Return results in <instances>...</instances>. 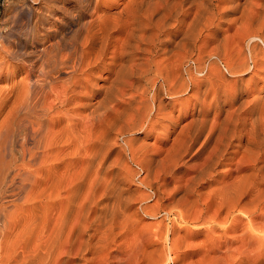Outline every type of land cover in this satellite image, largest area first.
<instances>
[{
    "label": "bare ground",
    "instance_id": "6f19581e",
    "mask_svg": "<svg viewBox=\"0 0 264 264\" xmlns=\"http://www.w3.org/2000/svg\"><path fill=\"white\" fill-rule=\"evenodd\" d=\"M50 2L7 53L0 264H264V0ZM177 104L192 120L164 157L136 146Z\"/></svg>",
    "mask_w": 264,
    "mask_h": 264
},
{
    "label": "rangeland",
    "instance_id": "374dc122",
    "mask_svg": "<svg viewBox=\"0 0 264 264\" xmlns=\"http://www.w3.org/2000/svg\"><path fill=\"white\" fill-rule=\"evenodd\" d=\"M49 1V0H48ZM51 1V0H50ZM48 2L49 3L52 2ZM99 2L101 0H88L89 9L84 12L85 15H95V2ZM105 5H101L102 9H107L108 15H114L115 12L121 11L125 1L127 0H115L114 3L112 0H104ZM103 2V0H102ZM111 2V3H110ZM123 2V3H122ZM47 0H39V3H33L32 0H0V91H4L11 82L6 81L8 80L9 74L14 72V68L17 67L18 61L10 59L7 56L9 52H15L16 55H22L23 53H27L30 47V41L28 36L32 29L33 21L35 17H39L41 15H48L46 10ZM88 11V12H87ZM55 15H61L58 12H55ZM88 17V16H87ZM241 17L240 13L231 14L228 16V20H233L235 18ZM224 29H228L226 34L231 33L234 31V27L230 26L229 23L225 24ZM238 28V27H237ZM235 32V31H234ZM209 34V33H208ZM207 33L202 34V39H209ZM225 34V36H226ZM229 35V34H228ZM227 35V36H228ZM235 34L232 35V37ZM42 34H36V37L40 38ZM205 36V38H203ZM231 38V36H229ZM236 43H241L240 40L236 41ZM210 46V45H209ZM264 48V47H263ZM23 60H27L23 57ZM213 60V59H212ZM245 75V76H244ZM250 74H242V78L247 80ZM6 79V80H4ZM228 80H233L230 76L227 77ZM101 84V82H98ZM260 84V82H258ZM259 86V85H258ZM257 87V86H256ZM230 107V105L228 106ZM197 108V107H196ZM192 106L187 105H175L174 110H172V117L176 121V128L174 132L172 130H152V131H145V132H136L133 133L134 135V142L136 146L143 148V150L149 154H153L158 158L164 157L165 153L170 148L173 139H175L177 133L181 130V128L187 126L191 122V112ZM197 111V109H196ZM228 112L230 110H227ZM225 117V113L221 114L219 120H222ZM212 119L213 117L210 116ZM169 134V136H166ZM167 138V139H166ZM202 142V138L193 146V148L185 155V161H187V168L198 160L192 161L194 156L197 155L198 150L200 149V145ZM169 147V148H168ZM159 154V155H158ZM131 167V163L129 164ZM133 170L136 169L135 165H132ZM228 167H222L221 169H227ZM185 170L184 168L181 170ZM185 172V171H184ZM7 201V200H6ZM4 200L2 203L6 207L5 215V225L6 228L4 229V235L0 236V262L1 256L8 257L9 251L12 247V216L14 213V208L9 201L6 203ZM9 202V203H8ZM7 204V205H6ZM146 221L149 218H145ZM144 220V219H143ZM145 221V220H144ZM1 226V224H0ZM1 229V227H0ZM8 252V254H6ZM2 257V258H3Z\"/></svg>",
    "mask_w": 264,
    "mask_h": 264
}]
</instances>
